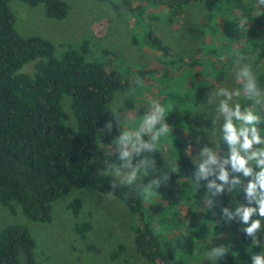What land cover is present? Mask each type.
Masks as SVG:
<instances>
[{"label": "trees", "instance_id": "16d2710c", "mask_svg": "<svg viewBox=\"0 0 264 264\" xmlns=\"http://www.w3.org/2000/svg\"><path fill=\"white\" fill-rule=\"evenodd\" d=\"M21 1L33 7L42 4L50 19L62 20L68 14L69 7L62 0ZM201 1L148 0L147 4L166 5L179 11ZM9 2L0 0V204L12 213L18 204L30 221L50 223L54 202L73 189L93 190L103 195L113 192L114 197L138 219L134 228L136 250L150 264H185L205 247L210 250L221 248L222 238L226 236L238 239L239 245L236 252L220 256L218 264H253L251 256L264 250V233L259 232L253 243L240 231L247 225L238 217L232 220L224 217L223 208L235 211L228 204L227 192L213 197L222 198L221 204L210 206L205 200V196L212 197L207 188L208 181H201L199 187L192 180L199 196L190 199L186 195L183 183L194 178L197 159L181 152L177 172L159 170L162 152L151 137L145 135L140 143L152 144L154 149H144L137 154L127 145L131 152V167H125L128 161L120 159L124 145L116 137L122 125L120 119L109 114L107 106L117 93L134 92L138 84L125 79L120 70L113 68L110 60L115 55L103 51L106 60L87 61L89 43L84 41L79 49L69 48L57 57L49 40L18 34ZM122 7L136 19L146 39L145 45L166 58L172 56L173 51L145 19L147 12L143 4L134 6L131 0H123ZM209 11L212 16L205 23L207 28L192 31L200 41V47L189 69L197 80L208 81L212 86L224 80L236 59L254 57L252 69L258 90L264 93V7L259 6L258 0H213ZM242 18H246L247 23L239 31L237 25ZM212 22H215V29ZM34 61H38L34 75L21 72L26 64ZM168 77L169 70L162 75V78ZM206 91L201 89L196 100H201ZM65 96L70 101L75 127L66 123ZM238 103L242 110L254 106V101L247 100L244 95ZM126 106L131 109L133 100L127 99ZM253 110L264 118L262 105L256 104ZM189 117L190 114L185 117L171 114L162 124L185 125L191 135L193 121H189ZM259 127L264 136V124ZM103 143H114L111 153L103 151ZM219 151L223 155L227 147L221 143ZM138 165L136 179L130 185L110 174L116 169L131 173ZM101 172L107 175H99ZM166 175L169 179L165 181ZM156 179L161 185L158 189L153 188V193L160 204L150 206L153 214L168 211L180 214L182 207H188L187 218L182 223L187 231L175 241L154 230L144 212V192L149 182ZM190 200L198 203L192 204ZM238 200L245 202L242 194ZM81 204L80 200L72 203L75 214L79 213ZM91 229L92 224L86 222L77 225L76 232L85 237ZM35 249L36 241L26 226L8 224L0 229V264H37Z\"/></svg>", "mask_w": 264, "mask_h": 264}, {"label": "rangeland", "instance_id": "374dc122", "mask_svg": "<svg viewBox=\"0 0 264 264\" xmlns=\"http://www.w3.org/2000/svg\"><path fill=\"white\" fill-rule=\"evenodd\" d=\"M62 1L69 7L68 14L62 20H55L46 16L42 4L33 7L21 0H10L9 7L16 18V31L26 38L40 36L49 40L54 45L57 57H61L69 48L79 49L84 41L89 43L87 61L106 60L103 51L115 55V58L110 56L113 68L120 70L125 79L134 80L138 84L134 92L117 93L107 106L109 114L120 119L122 125V129L117 132V138L127 133L131 141L138 145L145 135H149L162 152L159 170L171 173H174L171 171L173 166L179 168L181 152L198 159L204 147L217 150L218 136L213 137L203 131L213 128L212 118L217 114L219 100L225 99L215 93L221 88L231 92L241 89L242 84L238 83L237 74L246 64L252 66L255 58L240 59L238 63L236 59L232 69L219 84L211 86L208 81L205 83L200 78L196 79L189 66L197 58L200 41L194 37L192 31L195 28H207L205 23L212 16L209 8L213 0H202L179 11L166 5L147 4L148 0H131L134 6L143 4L147 12L145 19L163 43L173 51L172 56L167 58L145 45L146 39L136 19L128 9L122 7L123 0ZM212 26L216 28L215 22H212ZM37 62L26 64L21 72L34 75ZM168 70L169 77L162 78ZM201 89L207 91L197 101V94ZM242 96L234 97L230 105L234 106ZM210 98L213 101L211 104ZM127 99L133 100L131 109L126 108ZM157 105L166 109V115L152 126L148 121L154 115ZM63 106L67 114V125L75 127L67 96L63 99ZM171 114L179 117L190 114L188 120L193 121L192 134L188 135L185 125L169 126L168 133L154 141L153 137ZM198 138L202 141L199 145L196 143ZM189 144L192 145L190 155L185 153ZM128 146L132 147V143ZM113 147L114 143L101 144L106 153H111ZM110 174L121 182L130 172H121L120 176L116 175V171ZM183 187L190 199L198 198L192 179H186ZM227 195L229 206L235 210L237 199L234 194ZM211 199L213 204H221L223 200L213 197ZM76 200L82 202L78 214L71 208ZM144 203V212L152 227L163 237L175 241L182 232L187 231L182 224L187 218V205L180 209V214L176 211L153 214L150 206L160 204L153 188H146ZM190 203L198 202L190 200ZM14 207L15 213H12L9 208L0 204V229L8 224L26 226L36 241L37 264H150L136 250L134 228L138 219L117 198L108 199L107 195L93 190L73 189L54 202L53 220L50 223L30 221L18 204ZM86 222L92 224V229L83 237L77 234L76 227ZM222 239L224 241L221 247L226 249L225 254L237 251L238 239L227 236ZM213 251L205 247L188 258L185 264H218L220 256L223 255L213 256ZM116 252L119 254H115Z\"/></svg>", "mask_w": 264, "mask_h": 264}, {"label": "clouds", "instance_id": "9594fccd", "mask_svg": "<svg viewBox=\"0 0 264 264\" xmlns=\"http://www.w3.org/2000/svg\"><path fill=\"white\" fill-rule=\"evenodd\" d=\"M259 6L264 7V0H258ZM247 23L246 18H242L237 25L238 30L244 28ZM242 59V58H240ZM240 59H237L238 63ZM238 83L242 84L241 89L234 92L228 91L226 88L219 89L215 95L225 97L219 100L216 108V115L212 118L213 128L203 129L204 132L210 133L211 136H218L219 143L217 150L208 147L201 149L196 161L195 176L192 179L199 187L201 181H208L207 188L212 197L225 194H235L237 198V206L235 211H230L228 208H223V215L228 220L239 218L240 222L247 227L240 231L250 237L253 243H256L258 233L264 230V136L261 135L260 125L264 124V118L254 112L253 108L256 104L264 106V93L258 90V81L255 78L252 66L246 64L237 74ZM243 94L247 100L254 101L253 108H243L241 104L236 102L234 106L230 105L233 98H239ZM213 103L209 99V104ZM203 108V105H201ZM166 115V109L157 105L154 115L148 123L155 126L157 122L162 120ZM112 127L111 123L108 128ZM169 126L162 124L153 140H157L160 136L167 134ZM201 139H197V145L201 143ZM119 143L124 145L121 151L120 159L128 161L125 167H131L130 156L131 152L127 150V145L132 143V152L139 154L144 149L153 150L154 145L140 143L137 147L136 143L131 141L129 134L125 133L120 137ZM223 144L227 147V152L220 154L219 145ZM192 145L189 144L185 153L190 155ZM133 170L127 175L121 183L128 185L132 184L136 179L137 171ZM177 167L173 166L171 171L176 172ZM99 175L104 176L107 173L101 172ZM116 175L120 176V169H116ZM211 178V179H210ZM165 181L169 179L166 175ZM161 185L159 179L152 180L147 185L148 189H158ZM115 189L116 184H112ZM243 195L245 202L241 203L238 200L240 195ZM108 199H114V193H107ZM205 200L211 206L213 200L209 196H205ZM253 217H258L253 219ZM226 249H215L213 256L224 255ZM253 264H264V250L260 254L251 256Z\"/></svg>", "mask_w": 264, "mask_h": 264}]
</instances>
